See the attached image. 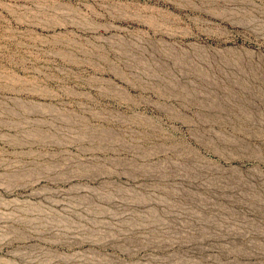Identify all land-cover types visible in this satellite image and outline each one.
I'll return each mask as SVG.
<instances>
[{
  "label": "rangeland",
  "instance_id": "1",
  "mask_svg": "<svg viewBox=\"0 0 264 264\" xmlns=\"http://www.w3.org/2000/svg\"><path fill=\"white\" fill-rule=\"evenodd\" d=\"M0 264H264V0H0Z\"/></svg>",
  "mask_w": 264,
  "mask_h": 264
}]
</instances>
